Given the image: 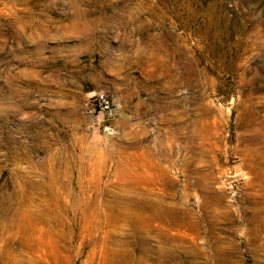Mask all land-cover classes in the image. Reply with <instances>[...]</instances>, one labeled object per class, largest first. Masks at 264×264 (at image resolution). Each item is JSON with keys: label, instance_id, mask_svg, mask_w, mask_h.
<instances>
[{"label": "rangeland", "instance_id": "rangeland-1", "mask_svg": "<svg viewBox=\"0 0 264 264\" xmlns=\"http://www.w3.org/2000/svg\"><path fill=\"white\" fill-rule=\"evenodd\" d=\"M0 264H264V0H0Z\"/></svg>", "mask_w": 264, "mask_h": 264}, {"label": "built area", "instance_id": "built-area-1", "mask_svg": "<svg viewBox=\"0 0 264 264\" xmlns=\"http://www.w3.org/2000/svg\"><path fill=\"white\" fill-rule=\"evenodd\" d=\"M95 107H97L99 111L107 113L110 109V103L106 97L103 95H98L95 98Z\"/></svg>", "mask_w": 264, "mask_h": 264}]
</instances>
